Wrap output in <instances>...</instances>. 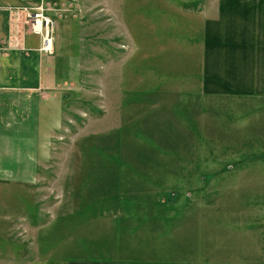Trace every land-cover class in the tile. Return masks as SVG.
<instances>
[{
  "label": "rangeland",
  "instance_id": "obj_1",
  "mask_svg": "<svg viewBox=\"0 0 264 264\" xmlns=\"http://www.w3.org/2000/svg\"><path fill=\"white\" fill-rule=\"evenodd\" d=\"M28 2L61 120L37 186L0 185V264L207 262L216 223L259 225L264 99L201 94L216 0Z\"/></svg>",
  "mask_w": 264,
  "mask_h": 264
},
{
  "label": "crops",
  "instance_id": "obj_2",
  "mask_svg": "<svg viewBox=\"0 0 264 264\" xmlns=\"http://www.w3.org/2000/svg\"><path fill=\"white\" fill-rule=\"evenodd\" d=\"M28 1L0 0V185L37 186L46 142L61 120L58 101L46 94L52 60L43 36L28 25ZM192 14L202 22L201 94L264 99V0H216L215 13L203 5ZM242 221L234 230L216 223L212 260L165 264H264V219L255 227ZM33 264L162 263L46 258Z\"/></svg>",
  "mask_w": 264,
  "mask_h": 264
},
{
  "label": "built area",
  "instance_id": "obj_3",
  "mask_svg": "<svg viewBox=\"0 0 264 264\" xmlns=\"http://www.w3.org/2000/svg\"><path fill=\"white\" fill-rule=\"evenodd\" d=\"M29 15H32L30 17V19H32V20H31V22L29 21L31 24V30L35 31L36 33L43 35L44 49H49L51 47L52 38L50 37L49 33L44 34L45 26L43 25L42 20L39 18V15H41V14L35 12L34 14L29 13ZM29 15H27V16H29Z\"/></svg>",
  "mask_w": 264,
  "mask_h": 264
}]
</instances>
